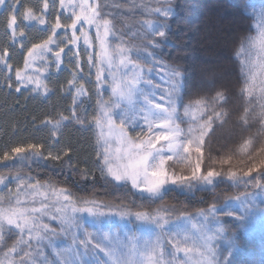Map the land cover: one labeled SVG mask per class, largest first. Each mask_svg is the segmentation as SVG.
Segmentation results:
<instances>
[{"label": "trees", "instance_id": "1", "mask_svg": "<svg viewBox=\"0 0 264 264\" xmlns=\"http://www.w3.org/2000/svg\"><path fill=\"white\" fill-rule=\"evenodd\" d=\"M43 2L20 0L18 23L26 7H32L45 23L40 24L38 19L23 21L14 39L6 25L10 12L0 7V53L6 54L8 64L6 68L0 65V178L6 179L0 186V196L5 200L11 196L15 204V194L19 191V198L24 197L28 194L25 193L27 186L33 185L46 192H62L67 199L59 205L83 207L87 202L115 206L155 217L159 221L154 222L156 226L163 220L193 216L214 206L217 207L216 226L222 229L213 246L214 263L264 264V216L248 222L236 208L226 205L229 198L249 190L248 184L264 185V123L259 115V97L264 88V0H170L169 3L131 0L130 4L120 0L114 5L111 0L90 2V5L102 4L103 18L113 25L116 35L109 38L113 55L117 46L135 51L143 49L147 40L159 42L158 48L147 49L155 53L153 58L145 59L142 55L139 60L142 80L151 81L152 85L149 87L142 82L139 88L147 91L154 103L167 104L170 83L161 79L165 70L158 65L177 68L181 73L179 87L172 93L176 123L182 129L193 121L205 129L197 145L185 146L188 152L181 159L174 157L166 161V169L171 176L186 178L192 177L194 172L201 175L217 172L219 175L214 177L212 186L197 187L192 180L185 185L191 186L187 191L181 190L183 186L168 187L156 197L143 196L130 185L115 182L98 167V153L102 152L95 131V119L100 113L98 100L107 101L110 95L109 79H104L99 91L96 87L99 67L96 58H92L97 49L93 45L96 27L82 19L72 29L69 25L75 19L73 11L79 14L78 7L65 9L61 0H47L49 8L44 10ZM169 6L172 14L167 18L154 11ZM57 19L62 26L53 36L55 42L48 45L51 51L42 52L40 60L32 61L29 72L33 83L39 79L47 86V91L33 83L22 85L16 79V71L25 69L29 50H36L33 45H42L53 35L51 26ZM146 21L162 23L165 37L149 34ZM73 34L77 38L75 44L69 39ZM85 34L89 45L82 42ZM193 42L201 44L203 49L191 50ZM60 48L64 51L60 53L57 68L55 53ZM208 53L211 59L207 58ZM81 85L83 94L77 95L76 88ZM17 87L21 89L19 92ZM188 108L195 110L198 116L190 119ZM61 117L68 119L62 121L59 129L46 123H54ZM77 118L83 123L77 122ZM138 131V128L129 129L128 134L136 136ZM29 145L42 146V155H34ZM17 147L24 151L16 153L13 149ZM249 169L253 170L249 172ZM233 174L236 179L232 178ZM39 205L35 200L33 206ZM44 220L49 222L47 217ZM51 226L60 228L55 221ZM120 228L129 234L135 229L132 221L123 227L109 219L104 223L84 221V229L94 234L117 233ZM151 229L145 233L148 239L154 228ZM72 231L69 229L67 234L59 236L54 248L45 243L43 256H39L34 247L28 250V257L12 252L7 260L5 253L16 237L6 236V246L0 245V260L8 264H19L21 260L32 264L35 259L36 264H42L46 258L50 264H61L63 256L58 253L73 244ZM77 236L84 239L83 231H77ZM101 257L102 253L100 260Z\"/></svg>", "mask_w": 264, "mask_h": 264}, {"label": "snow or ice", "instance_id": "2", "mask_svg": "<svg viewBox=\"0 0 264 264\" xmlns=\"http://www.w3.org/2000/svg\"><path fill=\"white\" fill-rule=\"evenodd\" d=\"M170 0H164V3H169ZM20 0H0V7H5L6 11L10 12V15L7 17L6 25L7 29L11 30L13 39L15 38L20 25L23 21H35L39 20L40 24H44L45 20L43 18L37 17L32 7L24 8L22 13L20 23H18V7ZM64 0H61V6H63ZM74 8L78 7L81 9L80 14H76L73 11L75 19L69 25L72 29L76 28L78 21L82 19L88 25H95L97 29L96 39L99 40L101 54L98 57L101 63H107L109 69V76L112 77L113 83L110 85L112 87V92L117 100L112 101H103L98 100V107L100 113L95 119V127L100 129L98 142L102 141L103 151L98 153V158L100 163L98 167L102 173H106L107 176L112 177L117 183L123 182L125 185L130 182L133 188H140L141 185H144L146 191L149 194L155 195L160 192V189L168 184L169 182L173 185L179 183H189L191 184L192 180H202L207 184L213 183V178L218 176L219 173L214 171H208L204 176H197L194 172L192 177H179L171 176L165 171L166 161L173 160L175 157L177 160L181 159V149L183 152H188V148L183 144L176 143L174 140L169 139L168 131H173L168 129L167 121L173 118L175 112V101L172 98V93L178 90L179 87V78L180 71L177 68L167 67L163 64L158 65L160 68L164 69V75L161 76V79L165 82L170 83V91L167 93V104L168 107L160 103H153L149 99L148 94H145L142 89L138 86L143 82L151 87V81H143L142 73L143 69L139 63L141 56L143 55L145 59H151L155 56V53L152 51H147L149 47L158 48L159 42L154 40H147V43L144 45L143 49L132 48L125 49L123 47L117 46L113 52L120 54L123 58L120 60V66L128 71L123 74V79L120 82H116L115 74L112 72L114 65V55L109 52L110 42L109 36H115L113 25L108 19L103 18V5H88L87 0H84L81 4L73 5ZM49 8V3L47 0L43 2V9L46 10ZM91 9V11H89ZM156 13L162 15L164 18L169 17L172 14L171 7H158L154 10ZM264 15V13H262ZM146 27L149 30V34L152 36L165 37V31L162 29L164 25L162 23H153L152 21H146ZM61 23L59 19L51 26V31L53 35H49L47 40L43 42L42 45H33L34 49H40L42 52L48 51L51 49L48 47L49 44L54 43L53 36L56 34V30L61 28ZM102 29V32H101ZM20 35H23V32L20 31ZM72 43L75 44L76 37L73 34L70 37ZM262 42H264V34H262ZM85 45H89L90 41L85 34L84 39ZM64 49L60 48L58 52L55 53V64L56 67H60V53ZM146 53V55H145ZM134 54V58H133ZM29 57L32 60H35L37 57L33 55V51L29 50ZM0 65H3L5 68L8 67L6 63V54L0 53ZM29 62H25V67H28ZM77 66H79L77 64ZM119 70V68L117 69ZM151 71V70H150ZM128 72H131L132 75L129 78ZM101 69L97 68V90L99 91L101 85L104 83V79L101 76ZM17 81L22 85L27 86L28 84L33 83V78L25 76L21 71H16L15 73ZM75 79V76L73 77ZM69 83H72L71 81ZM36 87H44L47 91V86L43 84L39 79L36 80ZM20 87L16 88V91L19 92ZM36 89L34 88L33 91ZM77 95L83 94V86L76 88ZM139 94L144 97L146 104V115L143 118V123L138 122L134 116L130 115L128 111L124 108H121L120 101L132 100L133 96ZM249 96L252 95L251 88L248 90ZM154 95V93H152ZM73 103H76L75 97L73 98ZM259 103L261 111L259 113L261 117V122L264 123V88L261 89V96L259 97ZM116 109H120L119 112H116ZM247 112L248 109H245ZM73 117L76 118V113L73 111ZM68 119L67 117H61L56 120L54 123L48 121L46 123H51L53 129H59L61 127L62 121ZM117 120L119 121L117 123ZM77 122L83 123L82 120L77 118ZM147 125L145 130L144 125ZM158 126L161 131L155 132V141L167 140V151L171 153L170 155H164L165 149L163 147L157 148L156 143L153 142V139L149 137L148 140H144L142 137L146 136L147 133L153 132L154 127ZM107 127L109 135L104 134V128ZM206 127V126H205ZM137 138L141 139L140 143L133 144L132 139L129 137L128 130L131 129L136 131ZM175 131H178L176 129ZM191 131V130H190ZM54 134V133H53ZM204 131H201L199 137H194L191 142H199L202 140ZM114 136L121 144L125 145V150L123 153H120V150L117 149V154H113L109 147V138ZM33 149L34 155H42L40 148L42 146L29 145ZM199 151V147L196 149ZM16 153L24 151L22 148L13 149ZM67 155V152L64 153ZM51 155V153H49ZM52 159H59L58 156H52ZM264 166V162H262ZM197 170L199 165L196 166ZM253 169H249L251 172ZM247 175V173H246ZM233 179H236L235 175H232ZM16 179H20L17 177ZM0 183H3V180L0 179ZM29 188H34L33 185H28ZM258 187H264V185H258ZM38 190V189H37ZM20 192L18 191L15 194V204H13L11 196L7 200L4 197L0 196V245L6 246V236L16 237L14 244L9 249L8 253H5V260L12 252L22 253L25 257L30 256V251L35 247L37 254L43 256V246L46 243L48 246L55 247L56 239L63 235L67 234L68 230L72 231L73 244L69 246L63 253H58L62 255L63 259L61 264H108V261L102 262L99 259V254L103 253L109 258L111 264H131L130 261L124 260L117 256L115 250L112 246V241L114 237H110L107 233L94 234L88 232L84 229L85 215L87 217L93 218L95 222H99L102 218L118 216L121 221L126 217L131 219L134 215L135 220L144 221L145 223L139 224L137 227L141 231H152L148 221L152 220L156 223H159L155 217H149L145 213H131L124 210L117 211L115 213H106L100 210V207L97 205L76 207L72 206L71 210H68L66 205H52L49 207L47 204L41 202L40 208H29L21 206V201L19 199ZM67 199V197H65ZM70 203V202H69ZM6 205V206H4ZM87 205V202H85ZM109 207V206H105ZM214 212L215 209L213 208ZM203 215V213H202ZM231 215V213H229ZM47 217L48 223L45 222L44 218ZM55 221L60 225L59 230L51 226V222ZM14 230V231H13ZM77 231H83L84 239H79L77 236ZM222 232V229L218 230V234ZM35 242V245L33 244ZM23 246V247H21ZM145 246L150 248L152 255L148 257V264H165L163 259V251L160 249V241L157 238L156 241H146ZM176 251H180L179 247H176ZM158 253V258H154L155 254ZM5 260H0V264H5ZM19 264H26L24 260H21ZM32 264H36L35 259L32 260ZM42 264H50L49 261L45 258L42 261ZM211 264V261H209Z\"/></svg>", "mask_w": 264, "mask_h": 264}, {"label": "rangeland", "instance_id": "3", "mask_svg": "<svg viewBox=\"0 0 264 264\" xmlns=\"http://www.w3.org/2000/svg\"><path fill=\"white\" fill-rule=\"evenodd\" d=\"M92 1H94L95 3V0H87V4L90 5ZM119 1L111 0L112 3L111 5H114L115 2L119 3ZM83 2L84 0H64V8L65 9L72 8L73 5L81 4ZM130 2L131 0H126V3L130 4ZM78 11L80 14L81 9L78 8ZM91 26L93 27V25ZM93 33L97 34V29ZM81 39L82 42H84L85 36H82ZM93 45H95L97 49L94 50L95 52L94 57L92 56V54L91 56L92 58H96L97 66L99 68L102 67L106 70V71L103 69L101 70L100 74L102 75V79H107V81L109 79L107 83L109 87L108 90H109L110 98L107 101L114 102L117 100V97L113 95L112 87L110 86L113 83V79L111 76H109V69L107 63H101L98 59V57L101 54V49H100L99 40L96 39V35L93 38ZM200 49H203L201 47V44H198L196 42L192 43L191 50H200ZM90 50L92 53L93 52L92 46L90 47ZM41 53L42 51L40 49H36L33 51V55L37 57L35 60L41 59L40 58ZM206 56L209 59L212 58L210 53H208ZM114 57H115L114 59L115 66L112 68V72L115 74L116 82H120L124 78L123 74L128 70L120 66V60L123 58L120 54L115 53ZM32 61L34 60H32L29 57L28 58L29 65L28 67H25V69L22 71L23 75L30 77L29 72L32 70L31 69ZM118 68L119 70H117ZM131 75L132 73L128 72L129 78L131 77ZM32 85L36 86V83H33ZM145 92L147 91H144V93ZM120 104H121V108L126 109L128 113L134 116L138 122L143 123V118L146 115L145 112L146 104L143 96L136 94L133 96L130 102L128 100H122L120 101ZM160 104L164 105L165 107H168V104H164V102H160ZM115 111L119 112L120 109H116ZM187 113L190 119H194L196 118V116H198L195 110L189 108ZM118 122L119 121L117 120V123ZM167 125H168V129L173 130V131H168L167 133L169 135V139L174 140L176 143L183 144L184 146L197 145L198 144L197 142L190 143V141H193L194 137H199L201 135L202 130L205 131V129L201 125L196 124L193 121H190L185 127L180 129L175 120V112L173 114V118L167 121ZM144 127L146 130L147 125L145 124ZM176 129H178V131H175ZM95 131L98 141L100 129L96 128ZM103 131L105 135H109L107 127H105ZM158 131H161V129L158 126H156L154 127L153 132H149L148 136H143L142 138L146 141L149 139V137H151L153 139V142L156 143L157 148L163 147L165 149L164 155H170L171 153L167 151V144H168L167 140H160L158 142L155 141L154 134L155 132ZM129 137L132 139L133 144H137L141 142V139L137 138V136L129 135ZM98 143L101 148V151H103V146H102L103 142L100 141ZM108 147L113 154H117V149L120 150V153H123L126 146L121 144L114 136H110ZM180 151H181V156L185 154V152H183L182 149ZM165 171L167 172L166 163H165ZM167 173L170 175L169 172ZM195 173L197 176H204L199 174L198 172ZM0 179L3 180V183L6 180L3 178ZM214 181L215 178H213V183ZM194 182L196 183L197 187H211L213 184L212 183L209 185L206 182H203L202 180H194ZM3 183H0V186H3L2 185ZM120 183L124 184L123 182ZM127 184L132 187L130 182H128ZM187 184H188L187 182L185 183L178 182L177 184L173 185L169 182L160 189V192L158 194L155 195L149 194L146 191L144 185H141L140 188H133V187L132 188L136 190L137 193L143 196L156 197L161 195L168 187L183 186L184 188L180 187L182 188L181 190L187 191L191 187V186H185ZM248 187L249 190L236 194L234 198H229V200H227L226 205L232 208H236L241 213L242 218L244 220L248 222H255L258 219H260L262 216H264V187H258L257 184L254 186H252V184H248ZM26 190H28V192L25 193L28 194L24 197L19 198L21 201V206L24 207L33 208L34 207L33 204L35 200L40 204L35 208H40L41 202L51 207L52 205L60 206L59 205L60 203L66 201L65 197H63L62 192H57V191L46 192L40 189L37 190L35 187L34 188L28 187ZM93 205L99 206L100 210L106 213H115L117 211L123 210L119 207H115V206L105 207V205L96 204V203H87V205L85 206L91 207ZM67 207L68 210L70 211L71 206L67 205ZM213 208L216 211L217 207L213 206L208 208L206 211L195 212L193 216L183 215L177 219L172 220L169 218L163 220L160 226L153 225L154 221L149 220L148 223L150 227L154 228L151 237H149L151 239H148V237L145 236V233L147 231H141L137 227L139 224L145 222L135 220L134 215L131 219L126 217L123 221H121V219L118 216H113V217L102 218V220L99 222L103 221L104 223L107 222L109 219L117 223H120L121 227H123L124 224H128L130 221L134 223L135 229L134 232L131 234H129L128 231L121 228L117 233H108L110 237H114L112 241V246L117 256H119L124 260L130 261L131 264H148V257L149 255H152V252L150 248L145 246V242L149 240L156 241L157 238H159L160 241V249L163 251L164 254L163 259L165 261V264H209V261H211V264H215L214 263L215 252L213 246L215 244L216 239H219L221 233L218 234L219 228L216 226V221L214 218L215 211L214 212L212 211ZM84 215H85V220L88 221L93 220V218L87 217V214ZM177 246L179 247L180 251H176ZM158 255L159 254L156 253L154 258H158ZM101 259L102 262L108 261V264H111L109 258L105 256L103 253ZM5 264L8 263L5 261Z\"/></svg>", "mask_w": 264, "mask_h": 264}]
</instances>
